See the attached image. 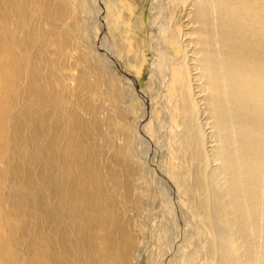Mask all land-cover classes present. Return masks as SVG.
Listing matches in <instances>:
<instances>
[{
    "label": "bare ground",
    "instance_id": "6f19581e",
    "mask_svg": "<svg viewBox=\"0 0 264 264\" xmlns=\"http://www.w3.org/2000/svg\"><path fill=\"white\" fill-rule=\"evenodd\" d=\"M183 1L181 51L163 90L189 109L182 139L193 142L206 264H264V0ZM65 6L0 0V264H130L139 248L117 207L119 172L102 171L91 124L69 109L66 83L54 86L43 40ZM158 168L154 179L148 170L160 192L151 196L169 212L177 186Z\"/></svg>",
    "mask_w": 264,
    "mask_h": 264
},
{
    "label": "rangeland",
    "instance_id": "374dc122",
    "mask_svg": "<svg viewBox=\"0 0 264 264\" xmlns=\"http://www.w3.org/2000/svg\"><path fill=\"white\" fill-rule=\"evenodd\" d=\"M64 1L67 8L55 21V36L43 43L56 72L55 88L66 83L69 109L76 110L95 133L87 146L99 148L103 172L112 167L121 176L122 187L115 192L117 207L130 220L129 231L139 242L130 264H206L210 234L197 213V163L188 158L193 142L182 139L189 109L185 105L183 110L181 94L163 90L180 55L185 2ZM41 27L49 28L47 23ZM62 71L67 75L59 78ZM144 139L149 143L144 145ZM158 163L162 172L168 168L177 186L173 189L169 184V212L160 194L151 196L160 193L151 181L160 176ZM172 236L178 241L177 255L176 245L167 251Z\"/></svg>",
    "mask_w": 264,
    "mask_h": 264
}]
</instances>
